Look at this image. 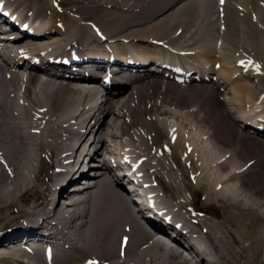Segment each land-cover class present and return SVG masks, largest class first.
Segmentation results:
<instances>
[{"label":"bare ground","instance_id":"bare-ground-1","mask_svg":"<svg viewBox=\"0 0 264 264\" xmlns=\"http://www.w3.org/2000/svg\"><path fill=\"white\" fill-rule=\"evenodd\" d=\"M56 1L0 0V264H264V0ZM101 150L137 199L65 195Z\"/></svg>","mask_w":264,"mask_h":264},{"label":"rangeland","instance_id":"rangeland-1","mask_svg":"<svg viewBox=\"0 0 264 264\" xmlns=\"http://www.w3.org/2000/svg\"><path fill=\"white\" fill-rule=\"evenodd\" d=\"M57 4H58V5H57ZM70 4H73V3L70 2ZM66 6H68V4H62V5H61V4L57 3V1L55 0L54 7H53V8H54L55 12L58 13V14H61L62 12L65 13L64 11H66V13H68V11L66 10V9H67ZM78 6H79V5H78ZM91 14L93 15L92 12H91ZM222 92H224V90H223V91L220 90V92H218V93H219V94H218L219 96L217 97V99H221V98L223 99V97H224V99H225V97H229V96H227V94H225L224 96H223V95H220V93H222ZM222 94H224V93H222ZM192 96H194V95L192 94V95H190L189 97H192ZM227 99H228V98H227ZM230 107H231L232 109H231ZM229 109H230V110H234L235 108H234V106H229V107H228V110H229ZM93 160H94V159H92V161H93ZM48 192H49V190L47 191V193H48ZM39 200L42 201V199H39ZM39 200H38V201H39ZM196 202H197L198 204L200 203V198H199V196L196 198ZM204 208H206V207H204ZM212 208H213V207H212ZM15 209H18V208L15 207ZM15 209H14V208L12 209V211H13L15 214L12 213L10 216H8V219H9V220H10V219L13 220V217H16V216H17V212H16ZM213 209L215 210V209H217V208L214 207ZM210 210H211V209H210ZM37 212H38V213H37ZM39 213H40V209H37V211L34 213V215H33V217H32V220H35V217H36L37 214H39ZM17 221H19V222H21V223H24V222H22V218L16 220V222H17ZM2 223H4V221L0 222V225H2ZM6 225H9V224H6ZM116 241H117V240H116ZM116 241H115V242H116ZM138 244H140V243H138ZM138 244H137V245H138ZM115 245H116V249L118 250V242H116ZM100 253L102 254V253H104V252L101 251ZM92 256H94V255H92Z\"/></svg>","mask_w":264,"mask_h":264},{"label":"snow or ice","instance_id":"snow-or-ice-1","mask_svg":"<svg viewBox=\"0 0 264 264\" xmlns=\"http://www.w3.org/2000/svg\"><path fill=\"white\" fill-rule=\"evenodd\" d=\"M221 2H223V0H221ZM90 264H95V261L90 262Z\"/></svg>","mask_w":264,"mask_h":264}]
</instances>
